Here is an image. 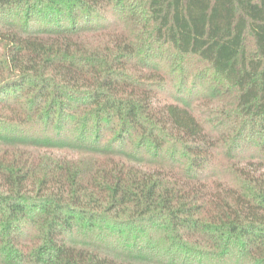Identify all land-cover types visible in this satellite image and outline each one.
Segmentation results:
<instances>
[{"label":"trees","instance_id":"trees-1","mask_svg":"<svg viewBox=\"0 0 264 264\" xmlns=\"http://www.w3.org/2000/svg\"><path fill=\"white\" fill-rule=\"evenodd\" d=\"M0 264H264V0H0Z\"/></svg>","mask_w":264,"mask_h":264},{"label":"rangeland","instance_id":"rangeland-1","mask_svg":"<svg viewBox=\"0 0 264 264\" xmlns=\"http://www.w3.org/2000/svg\"><path fill=\"white\" fill-rule=\"evenodd\" d=\"M193 65H195L196 67L198 68H202L203 65L199 64V61H194ZM213 83H207L206 81L203 82V81H199L197 83V87H199L200 89V92L199 93H196V95H201V96H205V97H208V99L212 98V88H213Z\"/></svg>","mask_w":264,"mask_h":264}]
</instances>
